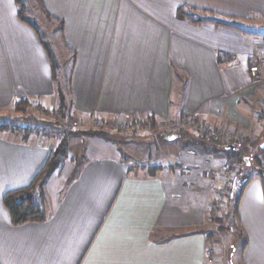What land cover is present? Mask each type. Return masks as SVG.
Returning a JSON list of instances; mask_svg holds the SVG:
<instances>
[{
  "label": "crops",
  "instance_id": "crops-1",
  "mask_svg": "<svg viewBox=\"0 0 264 264\" xmlns=\"http://www.w3.org/2000/svg\"><path fill=\"white\" fill-rule=\"evenodd\" d=\"M41 2L64 22L65 45L76 53L71 99L79 119L178 115L252 124L264 79L254 83L248 70L264 34L239 21L263 24L264 0ZM185 4L210 10L196 17L236 27L180 19L176 9ZM174 66L184 82L187 77L184 93L177 91ZM20 97L53 106L52 68L15 0H0V108ZM55 147L48 137L0 129V264H220L217 255L208 258L206 226L224 158L181 150L171 155L169 167L150 172L111 155L94 157L53 196L52 206L44 201L47 221L14 225L4 195L29 185ZM238 217L246 236L241 261L264 264L260 175L243 189Z\"/></svg>",
  "mask_w": 264,
  "mask_h": 264
},
{
  "label": "rangeland",
  "instance_id": "rangeland-1",
  "mask_svg": "<svg viewBox=\"0 0 264 264\" xmlns=\"http://www.w3.org/2000/svg\"><path fill=\"white\" fill-rule=\"evenodd\" d=\"M25 2L27 16L36 23L43 38L51 41L54 45L60 62L67 63L71 54L63 43L61 33L57 31V23L46 19L36 7L35 2L31 0ZM239 23L242 27L254 28L253 31L258 33L259 37L264 34V23L253 22V20L239 21ZM68 65L70 67V63ZM67 73L69 75V70ZM183 82V77L181 81L180 78H177L176 88ZM262 82L263 80L260 83ZM183 88L184 85L180 86L177 91L184 93ZM55 97L56 101L53 106L32 102L31 105H24L20 109H16L12 104L0 108V124H8L10 131L17 132L23 138L48 137L52 141H56L57 146L63 138L68 140L67 156L62 159L59 168L43 187L44 201L51 204L53 196L64 191L87 160L101 155L125 159L133 164L132 168L148 167L149 171V166L169 167L171 155L181 150L221 157L227 163L218 173L221 179L215 184L211 213L206 226L209 235L207 255L211 261L215 260L217 255L219 257L217 262L220 264H244L241 259H243L246 236L243 228L242 233H239L237 223L228 217L226 207L232 180L236 175L243 179L246 175H260L264 181V156H259L262 162L261 166L256 164L253 157L251 160L248 157L249 166H244L241 162L244 157L253 156L252 154L256 156L261 143L264 142V96L261 101L254 104L255 110L249 118L252 121L250 127L235 125L229 120H221L219 124H214L196 116L180 117L178 115L172 119L156 118L155 122L149 116H95L88 121H83L73 111L70 104L71 94L68 90L65 103H60L56 92ZM212 130L230 134L232 139L229 141L222 135L218 136L219 132L213 133ZM209 139H217L223 143L226 142V144H236V155L229 158L225 154L221 155L218 152L215 154L211 150V144L206 143ZM202 140L206 141L202 142ZM254 149L256 150L254 151ZM242 168L244 173H242ZM207 173L211 174V171ZM226 177L227 179L232 178L229 179L230 184L223 180ZM224 187L228 188L226 195L219 199L218 190ZM240 188L235 182L234 197H241L239 195ZM232 201L235 204V200L232 199ZM213 205L214 208L215 206L218 208L212 209Z\"/></svg>",
  "mask_w": 264,
  "mask_h": 264
},
{
  "label": "trees",
  "instance_id": "trees-1",
  "mask_svg": "<svg viewBox=\"0 0 264 264\" xmlns=\"http://www.w3.org/2000/svg\"><path fill=\"white\" fill-rule=\"evenodd\" d=\"M25 1L26 0H15L18 16L24 23H26L32 29L35 30L40 40V43L46 49V52L50 60L51 68H52L53 80L55 82V92L57 94V97L60 99V103L63 104L66 101V91L68 90L71 94V74H72L73 67H74L75 60H76V53L73 50H71L67 45H65L64 38H63L64 22L56 18L55 16H53L51 13H49L44 7V5L42 4L41 0H31L35 2L36 7L39 9L40 12L44 14L46 19H48L52 23H57V31L61 33L63 43L71 54L67 63L60 62L59 57L57 56L56 50L54 48V45L51 43V41L45 40L43 38L42 33L40 29L38 28V26L36 25V23H34L31 20V17L27 16L28 11H27V5ZM200 11L210 12V10L205 9V8H199L197 6L185 4L176 9V15L180 19L187 20L194 24L212 22L217 25L236 27L233 21L226 22V21L218 20L216 18L196 17L197 12H200ZM224 58H225V55H219L220 61L223 60ZM69 63H70V67L68 65ZM68 70H69V75L67 73ZM180 72H182V70L178 68L177 66H174L175 76L177 78H180V81H181L182 76ZM186 78H185V82L182 83V85H184L183 89L187 88ZM182 85L180 84L178 86L180 87ZM31 104H32V100L26 97H20L12 103V105L16 109H20V107L24 105L29 106ZM70 104L72 105V99L70 100ZM180 115L182 116V114ZM149 117H151L153 122H155L156 118L154 116H149ZM0 129L10 130L8 127V124L6 123L0 124ZM205 141L202 140V142H205ZM197 143L199 144L200 142H197ZM206 143L211 144V150L215 154H217L218 152L221 155L225 154L227 157L233 158V156L236 155L237 153L236 144H233L235 148L229 147L230 144H226V142L223 143L217 139H209L208 141H206ZM67 150H68V140L67 138H63L61 142L58 144V146L51 150V153L49 155V158L46 164L36 174L35 178L32 180V182L29 185L14 189V190H10L4 195L3 203L5 207L7 208V210L9 211L12 223L14 225H20V224L27 223V222H44L50 218L51 214L48 211L45 205V202H44L45 191L43 187L48 182L50 176H52V174L59 168L62 159L67 156ZM252 155L253 156H249L251 157L250 160L253 157L256 160V164L261 166L262 162L259 156L260 155L264 156V147L260 146L258 151L255 154L256 156H254V154ZM247 157H244V159L241 160L244 166L250 165V160L248 161L246 160ZM149 168H150V172H154L153 170L157 171V170L162 169L163 167L159 165H155V166H149ZM242 173H244L243 168H242ZM236 177H234L232 180V186L228 194V201H227L228 205L226 207V212L230 219H233L236 221L237 227L239 228V233H242V226H241L240 219L238 217V203H239L240 197L238 198L234 197V193L232 195L233 187H234L235 182L238 183V186L241 187L240 192L242 193L246 184L251 179H253L255 176L246 175V177L243 180H237ZM241 193L239 194L240 196H241ZM232 199L235 200V204L233 203V201L231 202ZM229 205L231 206L229 207Z\"/></svg>",
  "mask_w": 264,
  "mask_h": 264
},
{
  "label": "built area",
  "instance_id": "built-area-1",
  "mask_svg": "<svg viewBox=\"0 0 264 264\" xmlns=\"http://www.w3.org/2000/svg\"><path fill=\"white\" fill-rule=\"evenodd\" d=\"M249 76L251 78V80L255 83H260L263 80V71H264V36L262 37V46H261V51L258 55H253L250 58V63H249ZM213 133H218V136H223V138H227L232 139V135H227L225 133H221V131H215L212 130ZM227 135V137H226ZM226 141V140H225ZM230 180L232 179L231 177L229 178ZM229 179H227V177L225 179H223L226 183L230 184ZM223 181V182H224ZM230 187V186H228ZM228 188L224 187L221 190H218V196L220 197L219 199H222L225 195H226V190ZM228 194V193H227ZM218 207L214 205L212 207V209H217Z\"/></svg>",
  "mask_w": 264,
  "mask_h": 264
},
{
  "label": "water",
  "instance_id": "water-1",
  "mask_svg": "<svg viewBox=\"0 0 264 264\" xmlns=\"http://www.w3.org/2000/svg\"><path fill=\"white\" fill-rule=\"evenodd\" d=\"M261 146L264 147V142L262 143ZM229 147H233V148H235V146H234L233 144H230ZM246 160H247V161L249 160L248 157L246 158Z\"/></svg>",
  "mask_w": 264,
  "mask_h": 264
}]
</instances>
